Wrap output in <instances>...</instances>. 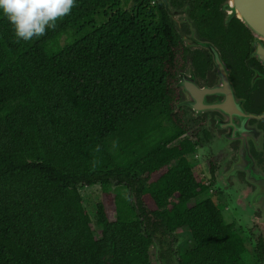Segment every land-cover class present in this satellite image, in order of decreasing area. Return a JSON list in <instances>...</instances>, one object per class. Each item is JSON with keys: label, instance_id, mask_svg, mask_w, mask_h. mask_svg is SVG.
Listing matches in <instances>:
<instances>
[{"label": "trees", "instance_id": "obj_1", "mask_svg": "<svg viewBox=\"0 0 264 264\" xmlns=\"http://www.w3.org/2000/svg\"><path fill=\"white\" fill-rule=\"evenodd\" d=\"M185 49L155 0H76L40 38L0 15V264H246L187 156ZM178 143L173 145L175 142ZM99 185V237L81 187ZM127 193L116 194L112 186Z\"/></svg>", "mask_w": 264, "mask_h": 264}, {"label": "flooded vegetation", "instance_id": "obj_2", "mask_svg": "<svg viewBox=\"0 0 264 264\" xmlns=\"http://www.w3.org/2000/svg\"><path fill=\"white\" fill-rule=\"evenodd\" d=\"M167 1L178 12L181 29L192 35L193 50L183 46L180 70L190 62L195 77L189 75L187 81L193 80L199 89L220 90L205 96L193 91L187 95V106L178 108L182 95L175 87V107L185 113L189 134L202 153L201 179L209 187V198L230 214L232 230L249 245L246 264H264V40H256L262 35L251 28L255 16L264 13V0ZM260 19L257 16V22ZM198 39L209 42L210 49L195 46ZM210 51L222 64L220 73ZM214 104L222 109L199 117L191 111ZM157 249L158 264H163ZM173 252L170 264H176L179 255Z\"/></svg>", "mask_w": 264, "mask_h": 264}, {"label": "clouds", "instance_id": "obj_3", "mask_svg": "<svg viewBox=\"0 0 264 264\" xmlns=\"http://www.w3.org/2000/svg\"><path fill=\"white\" fill-rule=\"evenodd\" d=\"M76 0H0V15L13 28L18 40L40 38L68 15Z\"/></svg>", "mask_w": 264, "mask_h": 264}, {"label": "water", "instance_id": "obj_4", "mask_svg": "<svg viewBox=\"0 0 264 264\" xmlns=\"http://www.w3.org/2000/svg\"><path fill=\"white\" fill-rule=\"evenodd\" d=\"M161 4L163 5L165 12L167 13V16L169 18V21L171 22V24L174 27V30L176 32V34L178 35V37L180 38V41L182 42L183 46L186 48H190L191 50H193V48L191 47L189 40H192V35H187L182 29H181V24L178 23V12L173 10L168 1L167 0H160ZM261 14V13H260ZM257 14V16L260 19V21L257 22V16H255V21L254 23L251 21V28L253 29V31L262 36H255V39H263L264 40V26L262 25H258V24H264V13H262L261 15ZM244 18V17H241ZM254 18V17H252ZM245 19V18H244ZM194 40H197L194 38ZM195 46H199L200 48H206V49H210L211 44L209 42H203L200 41L198 39L197 43ZM211 55H213V60H214V66L215 69H217L218 73H220V70L222 69V64L220 62V60L218 59L216 52L214 51H210ZM190 76V78L194 79L195 74L193 69L191 68V64L190 62H187L186 65L184 66L183 70H180L177 73V82L175 83V87L179 89V93L182 95V99L180 100V102L178 103L177 107H183V106H187L186 103V99H187V95L191 96L193 95V91L199 95V96H205V95H214L217 93H220V90L217 89H212L209 87H203L202 89H199L195 82L192 80V82L187 81V76ZM222 109L221 105L218 104H214V105H209L206 106L204 108H198L196 106V108L194 107L192 111V113L194 114V116L199 117L202 116L204 114H206L207 112L209 113H213L214 111H220ZM208 114V113H207ZM215 118H217L215 116Z\"/></svg>", "mask_w": 264, "mask_h": 264}, {"label": "rangeland", "instance_id": "obj_5", "mask_svg": "<svg viewBox=\"0 0 264 264\" xmlns=\"http://www.w3.org/2000/svg\"><path fill=\"white\" fill-rule=\"evenodd\" d=\"M178 143L175 142L173 145H176ZM189 164L192 168V170L198 174V176L200 178H203L202 173L204 172V165H203V159H202V153L198 151V149L196 148L195 151L191 154H189L187 156ZM202 162V165L200 164ZM110 191L112 193H116V194H126L127 191L122 188V187H118V186H112L110 188ZM100 187L99 185L96 186H91V187H81L79 188V193L80 196L82 198V203H83V207L86 210V212L88 213L89 217H90V221H91V229L94 233V235L96 237H99V226L96 224V216H95V211H96V204L100 201ZM211 194L205 193L204 195H202L201 197L195 199V200H191L188 205L189 206H193L195 203H197L198 201L207 199L210 197ZM223 207H220V211L223 215L224 221L229 224L232 221V218L230 216V214L227 212V210L222 209ZM239 224H235V229H238ZM240 231V230H239ZM175 239H176V243L174 245L173 250L177 253H184L188 250L191 249L192 247V238L190 235V232L186 229V228H181L178 229L175 232ZM245 247H249V245H247L244 241ZM152 250V254H153V260H152V264H158L157 258H156V250L155 247H151ZM243 259L245 261V263H248V257H247V252H245V254L243 255Z\"/></svg>", "mask_w": 264, "mask_h": 264}]
</instances>
